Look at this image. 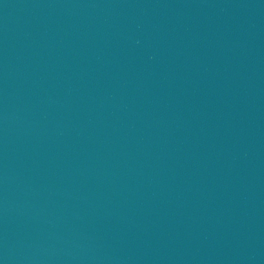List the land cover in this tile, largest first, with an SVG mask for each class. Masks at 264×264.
<instances>
[{"label":"water","instance_id":"1","mask_svg":"<svg viewBox=\"0 0 264 264\" xmlns=\"http://www.w3.org/2000/svg\"><path fill=\"white\" fill-rule=\"evenodd\" d=\"M0 264H264V0H0Z\"/></svg>","mask_w":264,"mask_h":264}]
</instances>
